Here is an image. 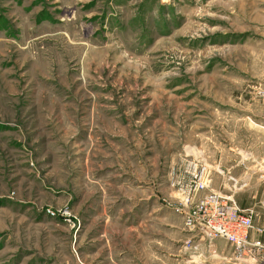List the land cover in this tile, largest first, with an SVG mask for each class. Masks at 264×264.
Returning <instances> with one entry per match:
<instances>
[{"label":"rangeland","instance_id":"374dc122","mask_svg":"<svg viewBox=\"0 0 264 264\" xmlns=\"http://www.w3.org/2000/svg\"><path fill=\"white\" fill-rule=\"evenodd\" d=\"M260 156L264 0H0V264H195Z\"/></svg>","mask_w":264,"mask_h":264},{"label":"built area","instance_id":"2783aa9c","mask_svg":"<svg viewBox=\"0 0 264 264\" xmlns=\"http://www.w3.org/2000/svg\"><path fill=\"white\" fill-rule=\"evenodd\" d=\"M208 173L206 169L194 170L191 174L190 187L182 192L181 208L176 211L182 216L184 226L191 232L185 240L188 245L195 237L211 243L223 239L234 252L243 254L264 253V244L248 240L252 229V219L248 213L238 208L229 198L207 191ZM197 193H202L196 198ZM54 216L53 213H50Z\"/></svg>","mask_w":264,"mask_h":264},{"label":"crops","instance_id":"0c3cea01","mask_svg":"<svg viewBox=\"0 0 264 264\" xmlns=\"http://www.w3.org/2000/svg\"><path fill=\"white\" fill-rule=\"evenodd\" d=\"M252 163H254L252 174L255 175L254 179L258 178V188L254 183L251 192V177H248L249 181L247 182V175L252 171L251 158H249L248 162H244L245 177L241 207L252 219V229L249 231L248 240L250 242L259 241L264 244V156L258 157ZM224 197L236 204L231 196ZM193 244L196 251L191 258L194 259L195 264H264V253H248L238 256L233 247L223 239H216L209 243L203 238L195 237ZM186 258V256L182 258L179 264H187Z\"/></svg>","mask_w":264,"mask_h":264}]
</instances>
